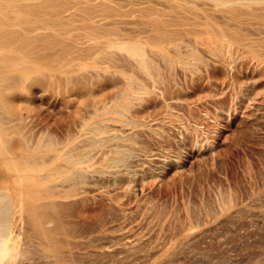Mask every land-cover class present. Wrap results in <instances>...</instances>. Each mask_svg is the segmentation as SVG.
<instances>
[{
  "label": "rangeland",
  "instance_id": "1",
  "mask_svg": "<svg viewBox=\"0 0 264 264\" xmlns=\"http://www.w3.org/2000/svg\"><path fill=\"white\" fill-rule=\"evenodd\" d=\"M14 1L0 36L36 71L9 132L37 167L14 186L47 202L9 264H264V0Z\"/></svg>",
  "mask_w": 264,
  "mask_h": 264
},
{
  "label": "bare ground",
  "instance_id": "2",
  "mask_svg": "<svg viewBox=\"0 0 264 264\" xmlns=\"http://www.w3.org/2000/svg\"><path fill=\"white\" fill-rule=\"evenodd\" d=\"M2 1H6L5 2L6 6L13 5L12 0H0V3H4ZM3 11H0V13ZM1 15L3 17L5 16L3 14H1ZM3 21H5V19ZM3 21L0 22V30L7 27ZM8 23H9V21H8ZM1 31H3V30H1ZM2 34H5V33H2ZM26 35L29 36L28 34H26ZM7 36H9V35H6V38L4 35L0 36V87L5 85L6 86L5 93H9V94H7L8 96L6 95V97H0V119H1L0 120L1 121L0 122V168L4 169V173L2 172L3 173L2 176L6 181L5 182L6 186L4 185L5 187H0V264H6V263L9 264L12 261L14 262V260H15V259H11L14 257L15 250H11V247H9V245L10 246L13 245V244H9V243L13 239L10 236V232H11L13 225L15 224V215L18 212L25 210L29 213V217L30 216L33 217L32 214H36V212L41 210V208H43L44 205H46L45 203L47 202V200H45L46 202H44V200H41V197H39L40 199L33 198L36 196H34V195L30 196L32 194L28 195V193L27 194L23 193L21 189H20L21 190L20 191V190L16 189V187L14 186V184L21 183V182H26L25 184L27 187L31 186V184H32L31 181L33 179V171L35 172V169H37V167L35 168L34 162L32 163L31 158H30L31 161L28 158V157H30L29 154L31 155V152L32 153L34 152V151H32V150H34V146L31 145L32 143H30V140L28 138H22V139L16 138L17 136L15 137L16 139H13V137L11 136V133L9 132L10 126L8 123H10V121L12 120L9 118V116L19 114L17 112L16 107H15L16 105L13 103V101L16 100L15 99L16 97H9V96L10 95L13 96L14 94H12V93H14V91L16 92L17 90L24 89V87H26L31 82V80L33 78L32 74L36 71V65H35L34 56H33L32 51H31L32 48H28V47H31L30 46L31 44L29 42V41H31V38L29 39L30 36L28 38L26 36V38H27L26 40L23 37H21V35H20V37L19 36L15 37V38H17L16 40L18 42L21 40V38H23L25 41L28 42V43L26 42V45H28V46H26V45L22 46L21 43L25 44L24 40H22L24 42H20V44L16 41V43L19 44V45H17L13 41L14 38L12 39L14 44H12V43H10L11 41L6 40V39H11L10 36H9V38H7ZM28 39H29V41H28ZM131 50H135V48L132 47ZM1 102H3V104H1ZM105 106L106 105H103V107H105ZM99 108H102V107L96 106L93 109L94 110L93 112H95ZM95 123H96V121H95ZM98 123H101V121L97 122L96 124H98ZM103 124H104V122H103ZM106 125H109V124L106 123ZM99 126H96V127H98V129H99ZM124 128H126V127L120 126L117 128L116 127L115 128L109 127L108 129H109L110 133L113 132L112 134L114 136L118 135L119 139H120L121 138L120 136L122 133L121 131L127 130ZM98 129H95V130H98ZM102 129H104V128H102ZM104 130L106 131L107 128ZM109 131L106 132L107 135H108ZM127 133H128V131H127ZM121 140H122V138H121ZM107 142H109V141H107ZM110 142H109V144H110ZM113 142L114 141H112V144H110V145L120 146V148L126 147V146L129 148V146H130L129 144H127L128 142L127 143H124L123 141L122 142L119 141L118 143L117 142L113 143ZM106 144L109 145L108 143H106ZM115 150H117V149H115ZM121 151H122V149H121ZM118 152L116 151V153H118ZM121 154H122V152H121ZM123 154H125L124 151H123ZM127 154H129V153H127ZM112 157L114 158V156H112ZM110 158H111V156H110ZM110 158H108L107 160H111V162L108 163L106 161V163H108V164H106V165L104 164V166H106V169L100 167V168L105 170V174H107L108 177H111V176L115 177V175H117V174H125V175L129 176L138 169L139 165H142L141 162L143 161V156L140 153H135L133 155L132 159H130L129 161H125V159H124L123 161H125V162L119 161L120 163H118V160L115 159L116 157L114 159H110ZM147 158H149V157H146V159ZM88 159H87V161H91ZM118 159L122 160L121 158H118ZM80 160H84V159H80ZM146 161L147 160H145V162ZM36 163L37 162H35V164ZM70 163H72V162H70ZM76 163H77V161L73 162L72 164L76 166ZM83 163H85V162H83ZM78 166H79V164H78ZM87 166H88V164H87ZM80 167H81V165L79 166V168ZM139 168H141V167L139 166ZM81 169H82V167H81ZM91 170H92V168H91ZM89 171H90V169H89ZM97 171H98V173H100L99 170H97ZM97 171H94V172H97ZM101 172L103 174V171H101ZM98 173H96V174H98ZM93 176H95V175L93 174ZM18 187H19V184H18ZM28 190H29V188H28ZM47 207H48V205H47ZM41 211H43V210H41ZM30 213H31V215H30ZM23 216H24V214H23ZM30 218L27 220H30ZM33 219L34 218H31L32 222L35 220V219L34 220ZM39 223H41V221ZM40 229H41V227H40ZM41 231H42V229H41ZM12 242H13V240H12ZM5 258H7V259H5Z\"/></svg>",
  "mask_w": 264,
  "mask_h": 264
}]
</instances>
